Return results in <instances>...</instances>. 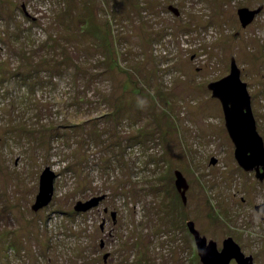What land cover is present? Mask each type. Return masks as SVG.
Returning <instances> with one entry per match:
<instances>
[{
    "label": "rangeland",
    "instance_id": "1",
    "mask_svg": "<svg viewBox=\"0 0 264 264\" xmlns=\"http://www.w3.org/2000/svg\"><path fill=\"white\" fill-rule=\"evenodd\" d=\"M231 57L264 143V0H0V264H200L190 221L264 264V178L207 88Z\"/></svg>",
    "mask_w": 264,
    "mask_h": 264
},
{
    "label": "water",
    "instance_id": "2",
    "mask_svg": "<svg viewBox=\"0 0 264 264\" xmlns=\"http://www.w3.org/2000/svg\"><path fill=\"white\" fill-rule=\"evenodd\" d=\"M168 8L174 14L178 13L176 8L172 6ZM258 11L259 9L250 10L246 7L239 8L237 15L241 26L245 27L249 24ZM207 88L210 90L211 96L217 98L221 104L225 128L234 145L233 154L236 162L243 170L255 172V176L262 180L264 178V143L256 129L247 85L240 79V69L236 65L233 57L230 58L229 73L218 80L208 83ZM175 176L176 188L185 201L187 183L179 171H175ZM54 179L55 173L49 167H45L39 175L38 192L35 196L34 203L31 205L33 211L45 207L52 199ZM98 199L93 198L85 202H77L74 210H88L97 204ZM188 225L189 230L194 235L195 243L199 248L205 242L204 237L199 235L191 221ZM202 246L200 247L202 248ZM205 248L207 249L198 250L203 264H223L224 252L216 255L213 252V247L206 246ZM241 256L240 253L235 256L237 263L245 264V259H242Z\"/></svg>",
    "mask_w": 264,
    "mask_h": 264
},
{
    "label": "flooded vegetation",
    "instance_id": "3",
    "mask_svg": "<svg viewBox=\"0 0 264 264\" xmlns=\"http://www.w3.org/2000/svg\"><path fill=\"white\" fill-rule=\"evenodd\" d=\"M251 10H254V9L252 8ZM91 199H93V198H91ZM255 209L257 210L258 207H256ZM106 211L107 210H105V212ZM228 229H227V231H228ZM190 234L193 236V241L195 242L194 235L191 232H190ZM199 235H200V233H199ZM200 236H203L204 241H205L204 244H202L203 246L200 245V246H202V248L200 246L198 248L196 243H195L196 253H197V257L199 259L200 264H203V263L201 262V258H200V255L198 253V250L200 251V250L207 249V248H205L206 246L213 247V249H214L213 252L216 255H218L219 253H223V252L225 253V255L223 256V264H238L235 256L238 255L239 253L242 255L241 256L242 259H245V261H244L245 264H261V261H258L257 254H255L253 251H251L248 248L250 246L249 243H247V242H249V240H245V241L243 240L242 243H240V241L236 238V235L233 233H230V234L226 233L225 235H218L215 237L211 236L209 238H207L204 234H202ZM103 246H104V243L102 242L100 247H103ZM227 247L231 248V249L228 250ZM103 258H104L103 260L105 261L106 256H103Z\"/></svg>",
    "mask_w": 264,
    "mask_h": 264
},
{
    "label": "trees",
    "instance_id": "4",
    "mask_svg": "<svg viewBox=\"0 0 264 264\" xmlns=\"http://www.w3.org/2000/svg\"><path fill=\"white\" fill-rule=\"evenodd\" d=\"M63 5V4H62ZM62 8V11H60V12H62V13H64V10H65V8L64 7H61ZM61 13V14H62ZM86 19H84V22L82 23L81 22V24H80V26H79V29H84L85 31H87V24L85 23L86 21H85ZM82 25H86V27H84V26H82ZM38 43V42H37ZM48 60H53V58H51V57H48ZM47 62V61H46Z\"/></svg>",
    "mask_w": 264,
    "mask_h": 264
}]
</instances>
